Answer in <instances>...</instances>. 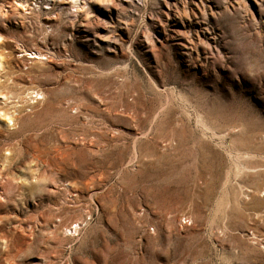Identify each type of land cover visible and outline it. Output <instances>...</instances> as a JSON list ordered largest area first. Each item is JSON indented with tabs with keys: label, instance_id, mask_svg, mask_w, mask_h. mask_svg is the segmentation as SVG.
<instances>
[{
	"label": "rangeland",
	"instance_id": "obj_1",
	"mask_svg": "<svg viewBox=\"0 0 264 264\" xmlns=\"http://www.w3.org/2000/svg\"><path fill=\"white\" fill-rule=\"evenodd\" d=\"M0 59V264H264V0H0Z\"/></svg>",
	"mask_w": 264,
	"mask_h": 264
},
{
	"label": "bare ground",
	"instance_id": "obj_2",
	"mask_svg": "<svg viewBox=\"0 0 264 264\" xmlns=\"http://www.w3.org/2000/svg\"><path fill=\"white\" fill-rule=\"evenodd\" d=\"M29 54H31V53H29ZM33 54V53H32ZM35 54V53H34ZM29 58H30V56H29ZM31 58H33V59H40V54H35V55H33V56H31ZM4 59V58H3ZM3 59H0V68H3L4 67V60ZM3 97H5V96H2V98ZM9 119V118H8ZM263 196H264V194H263ZM78 226V225H77ZM76 231V230H75ZM74 231V232H75Z\"/></svg>",
	"mask_w": 264,
	"mask_h": 264
}]
</instances>
